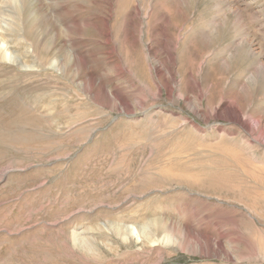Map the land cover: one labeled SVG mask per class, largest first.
Returning a JSON list of instances; mask_svg holds the SVG:
<instances>
[{"label": "rangeland", "instance_id": "rangeland-1", "mask_svg": "<svg viewBox=\"0 0 264 264\" xmlns=\"http://www.w3.org/2000/svg\"><path fill=\"white\" fill-rule=\"evenodd\" d=\"M12 3L0 263L264 264V0Z\"/></svg>", "mask_w": 264, "mask_h": 264}, {"label": "bare ground", "instance_id": "bare-ground-1", "mask_svg": "<svg viewBox=\"0 0 264 264\" xmlns=\"http://www.w3.org/2000/svg\"><path fill=\"white\" fill-rule=\"evenodd\" d=\"M7 1V4L10 3L13 5L12 1L17 2V0H6ZM1 4H2V12H6L7 14L11 13V9L9 8V6L6 4H4L3 0L0 1ZM15 7L17 6V4L15 3L14 5ZM31 4L28 3V0H21V5L19 4L17 7H21V15H22V20H20V25L17 26V28H15V30L13 32H19L23 35V38H25L26 40H28L30 42V46L32 47V52H33V56H34V60L30 63V64H23L22 63V66L26 67V68H31L33 66H44L46 64H48L50 61L49 59V54H50V51H49V47L45 44V43H42L41 40H39L38 38L35 37V35H33L32 31H31V25L29 23V21L26 19V15L28 13V10L30 8ZM34 7V6H33ZM5 13V14H6ZM35 13V11H34ZM20 17V16H19ZM2 27V25L0 24V28ZM1 31V30H0ZM82 34H83V31H82ZM81 34V35H82ZM33 38H36L33 40ZM21 40H24V39H21V38H17V39H13L14 41V44L15 46H20ZM10 41L9 39H6L5 36L1 33L0 35V57H3V58H7L8 60H10L12 58V61H15L17 63H20L21 60H23L24 58H26L24 55L23 56H14L12 55L11 56V52L8 50L10 49ZM52 50V49H51ZM57 50V49H56ZM79 54V53H78ZM70 57V56H69ZM68 57V58H69ZM64 58V57H63ZM55 59V58H54ZM54 62L56 63L55 65L58 67V65L61 64L60 60L59 59H55ZM67 63H71L70 60H68ZM117 65V64H116ZM28 66V67H27ZM172 73V72H171ZM121 74V73H120ZM89 85V84H88ZM85 86V85H84ZM89 87V86H87ZM95 87V86H94ZM92 92V91H91ZM113 92V91H112ZM111 93V92H110ZM91 94V93H90ZM104 97L106 99H110L109 96L107 94L104 93ZM112 97V96H111ZM95 99V98H94ZM112 99V98H111ZM113 100V99H112ZM110 102V101H109ZM118 102V101H117ZM101 103V102H100ZM119 104L122 105L123 109L124 108V104L123 102L119 101ZM106 105V104H105ZM117 106V105H116ZM231 112V111H230ZM164 225V224H163ZM128 230L131 231L132 234L136 235L138 237V239L140 240V235L138 234L137 232V228L136 227H127ZM149 229V228H148ZM147 229V230H148ZM146 230V229H145ZM166 231V230H165ZM136 238V237H135ZM138 240V241H139ZM160 242L162 243H169L171 244L172 242H174V239L172 237L171 234H166V235H163L160 239H159ZM199 245H202L198 242ZM1 255V254H0ZM1 264V263H0Z\"/></svg>", "mask_w": 264, "mask_h": 264}]
</instances>
